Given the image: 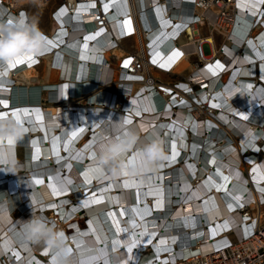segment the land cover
Masks as SVG:
<instances>
[{"label": "bare ground", "instance_id": "obj_1", "mask_svg": "<svg viewBox=\"0 0 264 264\" xmlns=\"http://www.w3.org/2000/svg\"><path fill=\"white\" fill-rule=\"evenodd\" d=\"M236 4L243 20L224 32L220 43L211 32L203 35L204 27L187 29L190 34L197 29L209 44L205 64L224 47L218 64L201 72L194 68L190 46L179 58V44L187 40L181 36L174 45V24L172 35L165 29L171 22L152 23L146 35L151 44L146 60L162 67H149L151 77L168 84L162 80L169 69L172 74L187 72L178 80L182 89L206 83L194 112H189L195 105L189 98L169 101L146 82L120 73L125 39L114 43L108 34L95 35L88 19L81 23L67 14L58 22L50 19L46 27L30 22L26 12L7 15L0 9V26L23 18L52 42L42 51L50 54L15 66L0 63V121H13L22 129L11 145L0 138V205L12 210L10 218H0V264H52L48 249L25 241L24 221L32 216L62 231L73 255L87 241L104 249L110 264H153L201 249L203 238L223 231L221 223L236 217L228 206L244 193L248 200L262 197L264 184L248 182L243 175L256 164L238 165L237 142L245 146L264 133L254 123L264 116V83L257 87L264 81V34L254 40L255 30L243 38L260 10L249 0ZM181 6L173 11L176 17L189 9L185 1ZM113 12L123 13L119 7ZM126 39L133 40L130 46L142 45L136 37ZM128 129L137 133V145L117 168L99 165V143L123 139ZM157 138L165 158L137 167V148ZM199 223L212 224L205 232ZM142 236L144 241L153 236V246L137 254Z\"/></svg>", "mask_w": 264, "mask_h": 264}, {"label": "built area", "instance_id": "obj_2", "mask_svg": "<svg viewBox=\"0 0 264 264\" xmlns=\"http://www.w3.org/2000/svg\"><path fill=\"white\" fill-rule=\"evenodd\" d=\"M181 1H185L189 9H185L181 16L176 17L173 11L182 7ZM249 1L257 4L260 11H258V17L252 22L251 27L244 32L243 38L254 34L256 30L257 33L254 35V40H256L261 34H264V22L261 21V18L264 17V0ZM236 2L237 0H0V9L6 11L7 15L17 16L27 11L25 8L27 5L33 4L39 12L48 10V16L52 21L58 22L60 17L67 14L73 15L74 18L77 17L81 23L88 19V25L92 26L91 32L95 31V35L98 36L108 34L109 41L114 43L120 39L136 37L140 44L142 41V45L129 47L126 56L119 63L120 73L133 76L135 82H146L151 91L157 92L163 98L168 97L169 101L172 99L181 101L185 97L189 98L192 103H195L191 107L194 109H190L189 112H194L197 106L201 105L197 102L196 97L201 92L200 89L205 88L206 83L200 84V88H198V84L202 81L191 83L187 90L180 87L178 80L163 84L159 79L151 77L148 73L149 67L157 70L162 67L158 63L152 62L150 58L146 60V54L150 57L149 49L151 48L150 40H147L146 35L153 29L152 23L155 26L157 24L162 26L167 22L171 23L165 26V29L169 30L167 32L169 35H172L170 30L174 24L176 31L172 38L174 45L178 44V38L181 36H185L187 40L183 44H179L181 48L179 58L183 55V51H187L190 46L192 49L190 53L195 57L194 68L201 72L204 68L218 64V56L224 54V47L222 46L216 51V58L212 62L205 64L207 51L210 50L209 44L201 38L202 35L197 29H193V34H190L187 29L193 26L204 27L214 37L218 35L223 40L224 32L232 31L236 22L238 28L239 20H243ZM115 7H119L123 13L115 15L113 12ZM76 13L78 15H75ZM113 16H115L114 19H112ZM47 51L48 49L43 55L51 53V51L49 53ZM166 73L172 74L169 69ZM118 79L122 80L120 77ZM260 83H264V81L257 83V87L261 85ZM193 91L195 95L192 94ZM201 117L204 115L202 114ZM257 122L254 123L258 129H264V116L258 117ZM250 141L251 143H247L245 146L243 145L245 142H237V155L242 158L238 165L243 164V166L247 165L251 168L256 164V167L248 173L244 170L243 175L248 182L264 184V133L257 134L256 139ZM248 185L245 184L246 187ZM261 196L256 201L248 200L244 193L238 198V201L230 202L229 213L236 217H229L228 222L221 223L224 224L223 231H217L209 239L203 238L204 242L201 243L206 244L201 249L185 250L181 255L172 254L168 259L162 261L152 260L153 264H264V192ZM237 202L240 204L238 205ZM211 224L202 226L199 223L198 225L201 231L205 230L206 232ZM200 234L199 236H203V233ZM142 238L143 236L139 238V240L141 239L140 250L139 246L135 248L138 250L137 254L144 253L146 250L152 249L153 246V236L146 241Z\"/></svg>", "mask_w": 264, "mask_h": 264}, {"label": "clouds", "instance_id": "obj_3", "mask_svg": "<svg viewBox=\"0 0 264 264\" xmlns=\"http://www.w3.org/2000/svg\"><path fill=\"white\" fill-rule=\"evenodd\" d=\"M47 45L46 37L35 26L27 24L21 18L13 26H0V63L15 64L17 60L26 61L28 57H37ZM22 129L13 121H0V138L17 141ZM137 133L128 129L120 140L101 142L98 145L97 163L117 168V162L130 149L137 145ZM137 167H151L164 159L162 142L157 138L143 144L136 150ZM12 210L0 205V218H10ZM25 241L29 244L43 245L52 255V264H110L108 253L85 241L73 255L65 244V235L56 230L47 221L32 216L24 221ZM78 244L80 240H77Z\"/></svg>", "mask_w": 264, "mask_h": 264}, {"label": "rangeland", "instance_id": "obj_4", "mask_svg": "<svg viewBox=\"0 0 264 264\" xmlns=\"http://www.w3.org/2000/svg\"><path fill=\"white\" fill-rule=\"evenodd\" d=\"M26 15L29 18V21L31 22L32 19L33 20H37L38 24L40 26H46L49 27L50 24V18L48 16V10L43 11V12H39L36 7L33 4L27 5L26 7ZM208 33V30L206 28L202 29V34L205 35ZM215 40L220 43L221 42V38L217 35H215ZM130 44H133V41H130ZM112 62V60H110ZM195 61V59H193V62ZM169 75L167 73H165L163 76ZM166 78V77H164ZM172 78L174 77H169V82L172 80ZM168 82V81H167ZM80 225L83 226V221L80 220Z\"/></svg>", "mask_w": 264, "mask_h": 264}, {"label": "crops", "instance_id": "obj_5", "mask_svg": "<svg viewBox=\"0 0 264 264\" xmlns=\"http://www.w3.org/2000/svg\"><path fill=\"white\" fill-rule=\"evenodd\" d=\"M46 29H47V28H46ZM131 40H132V39H125V40H122V48H123V52H124V54L127 53V50L129 49L130 45H132V44H130V41H131ZM132 41H133V40H132ZM111 60H112V62H110L111 65H112V66H115V65L117 64V59H116L114 56H112V57H111ZM184 75H187V72H185L183 75H179V74H169V75L164 76V77H166V78H163L164 80H162V81H168V82H169V77H174V78H172L171 81L180 80V79H183V78H184ZM59 79H60V76H59ZM160 81H161V79H160ZM171 81H170V82H171Z\"/></svg>", "mask_w": 264, "mask_h": 264}, {"label": "snow or ice", "instance_id": "obj_6", "mask_svg": "<svg viewBox=\"0 0 264 264\" xmlns=\"http://www.w3.org/2000/svg\"><path fill=\"white\" fill-rule=\"evenodd\" d=\"M51 43H52V42H51L50 40H47V44L50 45ZM42 54H43V52L40 53V55H42ZM27 60H28V61H32L33 58H32V57H28ZM24 62H25V61H23V60H17L15 64H13V63H8V65H9V66H15L16 64H22V63H24ZM125 123H130V121H125ZM8 143H9V145H11V144L13 143V141L9 140ZM9 150H10V149H9ZM93 171H98V169H93ZM37 183H40V181L38 180ZM125 184H127V181H125ZM26 227H27V226L25 225V228H26Z\"/></svg>", "mask_w": 264, "mask_h": 264}, {"label": "water", "instance_id": "obj_7", "mask_svg": "<svg viewBox=\"0 0 264 264\" xmlns=\"http://www.w3.org/2000/svg\"><path fill=\"white\" fill-rule=\"evenodd\" d=\"M31 108H29V110H30Z\"/></svg>", "mask_w": 264, "mask_h": 264}]
</instances>
